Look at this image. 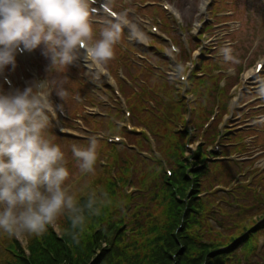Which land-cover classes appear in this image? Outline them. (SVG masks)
I'll list each match as a JSON object with an SVG mask.
<instances>
[{
	"label": "rangeland",
	"instance_id": "obj_1",
	"mask_svg": "<svg viewBox=\"0 0 264 264\" xmlns=\"http://www.w3.org/2000/svg\"><path fill=\"white\" fill-rule=\"evenodd\" d=\"M143 1L146 0H141V2ZM147 11L149 13H153L154 15H160L159 12H161V8L159 6H149L147 8ZM96 21H98L96 16L91 15L94 40H98L100 38L99 33L103 29L102 25L98 24ZM196 33L197 31L193 33L191 32L190 37H192V35H196ZM144 37L146 39V47H150L156 44L159 50L160 61L156 66V72L158 73V77L156 78L157 88H154L145 94L135 93L133 94L132 98L128 99L127 101L131 105L138 106L137 108H135V110L132 111L130 122L134 125H138L143 129L142 137L145 140L147 139L148 143L144 145V150H141L139 145H134V149H132V159L126 161L123 166H120L119 162L117 161V144L105 143L104 154L108 158L105 167L114 165L115 167H117L119 172H122L125 168H128L129 170L135 172L139 166L137 160L139 159L140 154H144L151 161L150 165L154 170L152 174L153 186L157 190L164 191L166 193H170L173 190H176V198L178 196L184 197L182 191L189 190L191 183L188 179H183V176L189 175V167L192 160L191 157H187L186 147H188V144L191 142L202 143L199 146L198 150L195 152L196 155H194L193 153L192 154L199 158L195 159V163H197L196 167H201L204 165L203 163H200L201 160L203 162H209L211 166V175L208 180L198 181L197 183L200 185L195 188L196 191H194L191 195L196 199L198 205L205 210L204 213H198L194 217V221L201 227L206 238H208L209 235L213 234L212 229L210 228L211 226H225L223 224L228 222L226 228H228L229 230V235L225 236L222 233H218L219 237L218 241L216 242L218 247L222 244H225L224 242L227 241V237H232L233 239L239 236L237 232H240L242 230L240 226L237 227L238 223L234 221L232 217L223 216L222 212L225 214H231L239 220L242 219L243 221H249L251 225L254 224L257 220L264 218V169H262L261 171L254 170L252 169L251 165H245L241 167L240 170H236L234 166L240 163L239 159L235 161V165L231 164L225 167V169H222L225 165V162H231L230 157L232 155H241L243 151L245 153L263 151L264 136L259 135L255 138H248L250 135H254L253 129L255 127L243 129L244 131H250L243 134L235 133L231 129L226 128L225 126L227 125V127L231 128L235 125L242 124V113L238 112L240 114V117L231 121L233 125H229V121L232 118H235V116L231 110H223L227 99L223 103L213 104L208 107L201 106L199 104L201 103V101L199 99L196 101L194 98H192L190 96L189 89L186 91V89L189 87L187 79L180 80L178 77L173 76V73L175 72L171 70L176 69V65L178 62H176V64H171L169 59L171 58L176 60V54H171L170 51L165 47V45L161 43H155V39L152 36L145 33ZM130 49L131 47L129 43L120 40L114 46V59L109 61L105 68H113L115 62H120L123 58H129L130 61H135L136 58L131 56V53L129 51ZM138 54L140 58L144 57V54L141 51H138ZM204 56H206V54H204ZM27 65L39 72L40 78L43 81L47 79L45 75L46 71H48L49 74L61 73V77L64 78L65 81L55 83L53 85V88H55L56 90L62 87L68 93L64 100L58 97L55 92L54 96L59 98L64 107L67 110H70L71 114L73 113L75 107L81 106L83 109L86 107L85 99L82 96L77 95L78 93L83 91L85 87L87 89L90 88V84L88 83L89 77L83 68L77 69L76 77L73 78V81H70L69 79H67V77L72 78L73 72L67 71L65 67L57 64L50 70L51 64L47 63V56L43 54L42 47L32 51L31 55H29L27 59ZM223 65L224 63L217 62L215 60H204L202 62L200 75L202 84L205 88L208 87L207 80L209 78L218 77L221 78L219 82H222V78L225 74L226 68ZM28 78L29 75H27V79ZM164 79H169L170 82L166 83L164 82ZM16 80L17 83L22 86L20 78H16ZM190 80L194 81L196 79L191 78ZM82 84L85 87H83ZM115 87L118 89L121 97L126 98L127 95L124 94L122 89L116 83ZM253 89L256 90L258 88L255 87ZM106 91V94L102 93V95L105 97V100L108 103H120V101L116 99L113 91ZM184 92H186L185 96L187 98V101L185 102L187 103V105L181 110H175L173 115L171 109L178 106L177 98L181 97V93ZM259 92H264V87L262 89H259ZM245 97L249 98L248 96ZM163 100L167 104V117L164 115L153 116V114L156 112L155 105L162 102ZM262 100H264V98H262ZM80 102H83V104H79ZM99 109L101 111H108L107 109H104L102 107H99ZM251 112L253 113L252 120H257L260 118L261 114H264V111L261 110L257 112ZM109 113L110 118L99 119L98 122L101 124V126H112L114 116L111 111H109ZM165 129H167V131H165ZM135 131H138V129H135ZM245 136L247 137V142ZM218 141H220L223 147L222 149L215 151L214 149L209 147L210 145H214V143H217ZM245 142L247 143L246 145ZM58 145L65 153V156H68V163L77 164L75 161H73L72 154L69 153L63 145ZM258 155H263L264 157V154L262 153ZM222 159L224 161H222ZM258 165L259 167H264L260 160ZM167 167L172 171V175L169 177H165L163 173L164 169ZM74 168L76 169V171H79L78 167ZM197 170L200 171L201 168ZM95 172V175L89 176L90 179L99 178L103 183L110 182V173H107L105 170H96ZM143 174L144 173H140V177ZM239 174H247L246 182H250V184L246 187L247 196L245 194L244 188L236 182ZM70 176L73 177V172L71 169ZM80 176L81 174L74 176L71 179V184H73L74 181ZM194 176L198 177L199 175L198 173H194ZM137 182H140L139 178L137 179ZM104 186L105 185H100V189L99 187L96 189L92 187H74L71 189V192L75 193L80 202L83 203L86 200L88 191L92 189H95L98 193H100L101 191H106L108 193L106 189L110 188V192H113L112 187ZM135 189H138V187H136ZM117 199L118 197L114 198V200ZM169 201L170 200L163 197H161L160 200V202L166 204L165 209H167V204ZM162 208V205H158L155 209L154 213L158 215V217L156 218L157 220H161L165 217V214L162 212ZM101 209L105 210L104 219L102 222V225H104L108 216L107 204L104 203V206ZM94 217L95 216H91L88 220H91ZM173 220L174 218L170 219L171 222ZM58 223L59 224L57 228H55L58 230L63 229L69 225L66 217H61L58 220ZM244 225L246 226V222H244ZM192 227L193 226L191 225V228L189 229L190 234L195 233ZM66 230L71 231L69 229H65V234ZM197 230L199 231V228ZM33 236L35 235H25L22 240H19L20 244L25 247L28 242H31V238ZM39 237L43 238L42 236ZM171 237L172 242H180L178 239L179 237ZM11 239L12 237L3 232H0V264H13L11 254L8 253V251H6L5 249L6 246L11 243ZM138 240L141 241L142 238L138 237ZM183 242L187 243L188 248L182 255V257L179 258V260L197 264H206L205 261L207 259V256L205 251L195 254L193 251V243L191 241ZM210 244L213 247L215 245V242L210 241ZM164 248V246L156 248L155 255H164ZM170 250H173V248ZM228 252L229 251H226V253ZM179 255L181 256V254ZM194 255H196L195 260L191 258ZM140 256L141 254L139 253L136 257V261L132 264H137V262L140 261ZM215 256H217V254H215ZM258 259L259 256L251 257L249 259V262L250 264H253ZM237 262L238 259L230 261L227 260L223 261L222 264H236Z\"/></svg>",
	"mask_w": 264,
	"mask_h": 264
},
{
	"label": "clouds",
	"instance_id": "obj_2",
	"mask_svg": "<svg viewBox=\"0 0 264 264\" xmlns=\"http://www.w3.org/2000/svg\"><path fill=\"white\" fill-rule=\"evenodd\" d=\"M94 0H0V72L16 66L17 51L43 49L51 68L67 67L84 50V59L96 71L115 57L114 46L121 40L122 29H129V39H142L138 25L126 11L114 13L115 19L94 40L91 6ZM22 46V47H21ZM225 59H232L228 49ZM47 80L23 91L0 92V232L23 239L25 235L42 236L61 217L70 222L66 230L75 243L85 231L88 219L99 216L107 194L88 191L81 203L66 186L70 173L65 153L52 142L48 130L57 109L46 91ZM55 93L62 100L66 91ZM98 141L89 138L86 148L72 145L79 171L95 175Z\"/></svg>",
	"mask_w": 264,
	"mask_h": 264
},
{
	"label": "trees",
	"instance_id": "obj_3",
	"mask_svg": "<svg viewBox=\"0 0 264 264\" xmlns=\"http://www.w3.org/2000/svg\"><path fill=\"white\" fill-rule=\"evenodd\" d=\"M54 238L51 235L50 237H48L45 241V245L49 248H54ZM38 251V247L34 246L31 249V253L32 255L35 254ZM59 251V250H58ZM167 255H161V254H156L154 255L152 258L147 259L148 261L146 262V264H162L164 261V258ZM56 260L58 261V257L56 256ZM228 259L225 258H221L219 255L215 256V254L210 255L207 257L206 259V264H222L223 261H227ZM230 261V260H229ZM176 264H197V263H193V262H184V261H177L175 262Z\"/></svg>",
	"mask_w": 264,
	"mask_h": 264
}]
</instances>
